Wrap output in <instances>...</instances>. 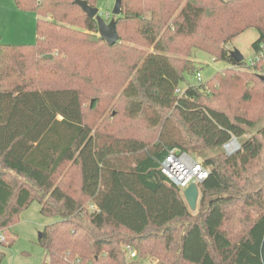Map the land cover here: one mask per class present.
I'll list each match as a JSON object with an SVG mask.
<instances>
[{
  "label": "trees",
  "instance_id": "16d2710c",
  "mask_svg": "<svg viewBox=\"0 0 264 264\" xmlns=\"http://www.w3.org/2000/svg\"><path fill=\"white\" fill-rule=\"evenodd\" d=\"M14 3L38 17L37 40L0 44V231L37 199L59 218L39 238L49 264H264V126L243 139L264 117V56L237 64L226 47L255 29L254 53H264V0H122L113 16L120 41L110 46L76 0ZM185 40L178 54L197 48L248 69L222 70L214 85L179 95L194 65L179 69L169 54ZM228 78L246 106L233 115L214 106L232 109ZM114 101L125 118L145 120L148 136L89 121ZM233 139L237 153L200 161L209 176L195 216L161 162L175 149L202 154Z\"/></svg>",
  "mask_w": 264,
  "mask_h": 264
},
{
  "label": "rangeland",
  "instance_id": "374dc122",
  "mask_svg": "<svg viewBox=\"0 0 264 264\" xmlns=\"http://www.w3.org/2000/svg\"><path fill=\"white\" fill-rule=\"evenodd\" d=\"M116 0H97L98 10H100V14L103 16V19L106 23H109L113 18V7L115 5ZM37 17L34 13H28L20 11L14 3V0H0V44L4 43L7 45H32L37 40V27H36ZM98 36L99 33L97 34ZM258 33L255 29H250L249 31L241 34L236 37L234 41L228 45H226L227 49L230 52L235 51L237 49L244 56L245 61L248 63L255 57V53L253 50V43L258 39ZM191 44L195 43L194 40H189ZM125 43H123L124 45ZM172 53L169 54L172 58L177 60L176 65L179 69L182 67L194 65L193 72L189 73V75H184V81L181 83V90L185 91L189 86H196L197 84L203 83L207 84L210 87V80L220 71L226 69H233L236 71L237 69L241 71H247L248 68H236L232 67L226 62L217 61L216 58L206 52H201L196 50L197 48H190V52L188 55L178 54L176 48H183L187 45V40L182 43L181 41L172 44ZM139 49H143L145 52L151 51L149 46H145L144 42L139 44ZM56 54V51L53 52ZM182 61V62H178ZM188 64V65H187ZM199 75V76H198ZM228 94H230L232 103V109H229L227 106H221L218 102H215L214 106L217 108L226 109L231 115L237 112L235 110L236 106H241L242 108H246V106L242 105L240 98L243 96L242 86H239L237 83H233L230 78ZM208 81V82H207ZM214 81L211 85H214ZM119 96V94H117ZM92 96L88 95L84 104H86L87 110H89L91 106V98ZM107 110L105 114L94 118L91 114L88 117L89 121L97 127V125L102 128L107 124L114 125L115 128H120L121 133H136L141 135L148 136L146 130V122L144 119L132 120L127 119L123 116V109H120L116 101L113 102L112 105H105ZM240 109V110H241ZM239 110V111H240ZM250 110H256V108L252 105L250 106ZM264 126V117L259 120L251 129V132L244 137L243 139H248L253 134L258 132ZM156 135L151 136V140H153ZM238 143L240 141L238 140ZM225 151L222 149H206L204 153L197 154L191 153L192 156L197 161H203L207 157L216 156L219 153ZM199 203L200 197L197 203L196 210L192 211L195 216L199 212ZM59 221L57 217H47L43 213H41V204L36 199L33 201L26 209L21 212V215L16 219L14 224L11 227V231L7 230V241L2 244L3 252L5 253V257L3 259L2 264H49V260L47 259V252L45 248L39 245V237L40 234L44 231V228L52 225L53 223ZM15 238V242L12 247L6 246L7 242L11 239ZM6 246V247H5ZM144 264H154L152 260L147 259Z\"/></svg>",
  "mask_w": 264,
  "mask_h": 264
},
{
  "label": "built area",
  "instance_id": "2783aa9c",
  "mask_svg": "<svg viewBox=\"0 0 264 264\" xmlns=\"http://www.w3.org/2000/svg\"><path fill=\"white\" fill-rule=\"evenodd\" d=\"M264 47H261V51ZM264 56L263 52L256 54L253 60L259 61ZM250 61V62H251ZM199 76V75H198ZM184 91L179 89L177 93L182 95ZM233 145L238 146L237 150L233 149ZM227 155H233L237 153L241 146H239L238 140L233 139L231 142L223 146ZM161 171L168 181L178 187L183 193L192 184L199 186L203 184L209 176V170L205 168L204 164L195 160L190 154L182 152L178 149L170 152V154L161 162ZM7 235L0 231V248L2 244L6 243ZM127 258L129 261H137L138 254L135 250L127 249Z\"/></svg>",
  "mask_w": 264,
  "mask_h": 264
},
{
  "label": "water",
  "instance_id": "95a60500",
  "mask_svg": "<svg viewBox=\"0 0 264 264\" xmlns=\"http://www.w3.org/2000/svg\"><path fill=\"white\" fill-rule=\"evenodd\" d=\"M76 5L79 6L91 19H96L99 25L100 38L106 41L109 46L115 45L120 41L117 33V25L115 18H112L109 23H106V21L103 19V16L100 14V10H98L97 7L92 8L85 0H76ZM121 5L122 0H116L115 5L112 9L113 16L121 15ZM230 53L234 62L237 64H240L245 60L242 53H240L237 49ZM47 58H50V56H48ZM183 194L190 210L195 211L200 197L198 186L192 184L189 188L184 191ZM41 235L42 234H40V237Z\"/></svg>",
  "mask_w": 264,
  "mask_h": 264
},
{
  "label": "bare ground",
  "instance_id": "6f19581e",
  "mask_svg": "<svg viewBox=\"0 0 264 264\" xmlns=\"http://www.w3.org/2000/svg\"><path fill=\"white\" fill-rule=\"evenodd\" d=\"M233 146H234L233 149L234 150H237L238 146H236V145H233Z\"/></svg>",
  "mask_w": 264,
  "mask_h": 264
},
{
  "label": "crops",
  "instance_id": "0c3cea01",
  "mask_svg": "<svg viewBox=\"0 0 264 264\" xmlns=\"http://www.w3.org/2000/svg\"><path fill=\"white\" fill-rule=\"evenodd\" d=\"M36 16V15H35ZM37 17V16H36ZM38 18V17H37Z\"/></svg>",
  "mask_w": 264,
  "mask_h": 264
}]
</instances>
